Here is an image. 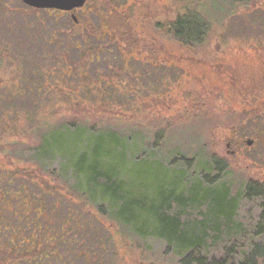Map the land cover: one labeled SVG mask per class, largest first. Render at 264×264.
Wrapping results in <instances>:
<instances>
[{
  "label": "rangeland",
  "instance_id": "obj_1",
  "mask_svg": "<svg viewBox=\"0 0 264 264\" xmlns=\"http://www.w3.org/2000/svg\"><path fill=\"white\" fill-rule=\"evenodd\" d=\"M106 1L87 0L74 9L73 27L70 13L35 12L21 0H0V212L10 211L9 198L27 197L19 182L35 190L28 172H39L32 149L43 135L58 129L50 139H76L77 130L69 137L62 127L79 124L85 131L114 128L124 142L131 137L132 161L166 160L178 152L206 159L215 154L234 186L264 180V0H110L115 10ZM184 6H196L200 15L214 10L206 42L192 50L162 38L154 27L173 20ZM107 9L124 36L121 47L135 50L130 54L84 26L99 29ZM78 48L99 51L98 61L78 60ZM80 74L85 76L75 78ZM157 129L164 136L157 140L159 153ZM62 162L57 155L52 166ZM155 167L133 165L143 170L145 184L153 176L169 179L164 160ZM9 189L16 190L7 200ZM74 204L100 220L90 204ZM258 214L255 203L242 201L237 219L255 224ZM104 223L105 230L86 235L76 247L88 255L64 249L52 264H178L162 240L127 242ZM15 264L29 263L18 258Z\"/></svg>",
  "mask_w": 264,
  "mask_h": 264
},
{
  "label": "trees",
  "instance_id": "obj_2",
  "mask_svg": "<svg viewBox=\"0 0 264 264\" xmlns=\"http://www.w3.org/2000/svg\"><path fill=\"white\" fill-rule=\"evenodd\" d=\"M106 5L116 9L110 0ZM195 8L184 6L173 20L154 22L158 34L185 49L203 46L214 10L210 13L206 9L200 15ZM108 11L100 14L99 29L84 26L95 37L103 35L116 42L121 53L130 54L135 50L121 47L124 36L115 31ZM77 24L78 19L72 17L71 26ZM78 50V60L88 56L98 61L99 51ZM68 69L65 76L72 79ZM80 76L85 74L75 78ZM62 128L69 137L77 130L78 138L50 139L58 130L51 129L32 149L39 172L28 173L36 180L35 190L26 181L17 184L28 191L25 198L8 200L16 189L4 191L10 211L5 215L0 212V262L15 264L18 258H25L29 264H52L64 249H73L83 258L87 250L77 251L76 247L86 235L100 232L101 227L105 230L104 221H108L124 241L162 240L179 258L178 264H264V180L251 178L234 186L227 165L215 154L206 159L178 152L166 160L165 156H150L132 161L131 137L124 142V135L114 128L85 131L80 124ZM162 131L156 130L155 144L164 137ZM161 148L159 143L158 153ZM57 155L64 162L55 168L52 160ZM162 160L170 170L169 179L153 176L148 184L143 183L142 171L158 168L155 165ZM136 162L143 170L134 171ZM75 200L90 204L100 220L93 221ZM242 201L259 207L255 224L237 219Z\"/></svg>",
  "mask_w": 264,
  "mask_h": 264
},
{
  "label": "water",
  "instance_id": "obj_3",
  "mask_svg": "<svg viewBox=\"0 0 264 264\" xmlns=\"http://www.w3.org/2000/svg\"><path fill=\"white\" fill-rule=\"evenodd\" d=\"M22 2L34 8L40 7H56L60 10H72L74 7H81L83 6L85 0H22ZM248 144L252 141L247 140Z\"/></svg>",
  "mask_w": 264,
  "mask_h": 264
},
{
  "label": "flooded vegetation",
  "instance_id": "obj_4",
  "mask_svg": "<svg viewBox=\"0 0 264 264\" xmlns=\"http://www.w3.org/2000/svg\"><path fill=\"white\" fill-rule=\"evenodd\" d=\"M85 3H87V0H85L83 6H81L80 8L85 7ZM27 7L28 8L30 7V8L36 9V10H40V9L47 10L49 13L56 12V13L62 14L63 12H66V13H70L71 17H73V18H74V15L71 14V12L74 11V9L78 8V7H74V9L68 11V10H60V9H57L56 7H40L39 9L38 8H34V7H31V6H27Z\"/></svg>",
  "mask_w": 264,
  "mask_h": 264
}]
</instances>
